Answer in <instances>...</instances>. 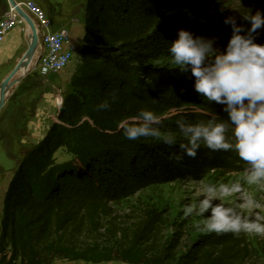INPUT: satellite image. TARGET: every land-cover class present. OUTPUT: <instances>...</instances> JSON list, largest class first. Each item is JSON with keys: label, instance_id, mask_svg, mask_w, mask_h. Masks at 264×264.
<instances>
[{"label": "trees", "instance_id": "trees-1", "mask_svg": "<svg viewBox=\"0 0 264 264\" xmlns=\"http://www.w3.org/2000/svg\"><path fill=\"white\" fill-rule=\"evenodd\" d=\"M177 1L88 0L71 93L57 121L25 154L9 184L0 264H246L250 247L244 232L205 235L188 252L179 253V239L158 247L163 220L157 211L145 210L138 224L127 226L111 209L127 195L130 184L133 190L137 184L199 181L237 160L235 152H212L204 146L195 158H169L180 152V143H187L176 121L205 122L206 117L194 111L211 103L194 90L190 70L170 66V42L180 29L215 35L209 18L190 7L203 0H184L188 10L162 17L164 5ZM252 1L264 10V0ZM105 100L110 108L98 110ZM141 109L159 110V116L179 110L174 123L152 125L176 134L177 143L168 146L156 137L126 139L119 125ZM61 148L69 149L77 161L55 167L54 155ZM84 238L89 241H81Z\"/></svg>", "mask_w": 264, "mask_h": 264}, {"label": "clouds", "instance_id": "clouds-1", "mask_svg": "<svg viewBox=\"0 0 264 264\" xmlns=\"http://www.w3.org/2000/svg\"><path fill=\"white\" fill-rule=\"evenodd\" d=\"M250 24L244 27L237 23L235 16H228L224 23L231 25L233 32L223 50L216 47L217 37L197 36L193 32L180 29L178 38L170 42L169 64L180 72L190 70L194 80V90L209 102L224 105L227 121L217 122L215 116L207 122L185 123L177 120L180 133L187 143H180V152L169 157L177 162L184 156L195 158L201 146L212 152L234 151L240 159L247 162L245 169L248 184L260 185L264 189V44L256 42L258 30L264 29V10H256L243 15ZM55 59V58H54ZM63 60L54 67L59 69ZM115 100V95L112 97ZM98 110L110 108L105 100L97 106ZM161 116L153 111L141 109L138 115L122 121L119 127L128 140L139 137H156L168 146L177 143L176 134L162 133L153 124H159ZM231 129L232 136L226 134ZM240 185L208 186L202 193L198 205H184L183 214L193 212L203 217L198 230L217 234L255 233L264 235V223L259 219L236 214L223 203L213 204L214 199L240 192ZM242 208H260L253 198H245ZM211 212L210 216L205 214Z\"/></svg>", "mask_w": 264, "mask_h": 264}, {"label": "rangeland", "instance_id": "rangeland-1", "mask_svg": "<svg viewBox=\"0 0 264 264\" xmlns=\"http://www.w3.org/2000/svg\"><path fill=\"white\" fill-rule=\"evenodd\" d=\"M23 1L35 3L42 9L46 18L49 20V13L45 7L38 4L34 0ZM70 1L74 2L78 0H56V2L63 5L64 8L66 5L73 4H70ZM242 1L244 0H203L195 5L191 4L190 6L191 8H195L199 15L209 18L208 24L210 25L211 31L215 34L213 37L218 38L216 47L221 50H223V48L227 45V42L231 38L233 32L231 25L224 23L226 17L235 16L237 23L247 28L250 27V24L243 19V15L250 12L254 14L256 10H262L256 6L255 2L252 0L248 1V5H245ZM184 2V0H178L177 2L166 3L161 11V16L165 17L178 10H188V5H185ZM81 3L87 5L88 1L81 0ZM9 7L10 6L8 5V9ZM56 8L59 12V6H56ZM160 19L162 20L161 17ZM79 20L81 24L80 26L84 29L82 30L85 31V16L80 17ZM74 22L76 23L77 21ZM35 23L38 26L37 21ZM258 32L259 35L256 38V42L264 44V29H260ZM72 38L75 41L73 36ZM40 44L41 42H39V45ZM81 48L82 46L80 45L73 63L69 68H67V71L73 73V75L80 61ZM36 68L37 67L35 66V69ZM128 74L129 70L125 72L123 78L127 77ZM52 76L54 77V75H51V77ZM55 76L58 77V75ZM138 83L140 82L134 81V85H137ZM157 91L159 92L160 88ZM154 107L156 108V106ZM224 107V105L211 102L197 108L194 112L204 115L206 117L205 122L213 116L216 117L217 122H223L228 119L227 113L223 110ZM153 112L158 115L160 111L153 110ZM178 113L179 110L177 109H169L166 112L164 111L163 114L160 115L161 122L166 124L174 123L179 116ZM226 135L228 137L232 136L231 129H229ZM91 149L93 148L91 147ZM236 156L237 160L231 162V168L225 170H212L203 180H178L169 183H150L143 186L137 184V187L134 186L133 190V184H130L127 195H124L121 201L111 204L114 216L119 218L118 220L120 223L127 224V226H129L135 223L138 224L143 217L145 210L153 209L157 211L161 214L163 220L160 226L162 234L159 236L158 247H166L168 241H171L172 239H179V253H186L201 239V237L215 232L210 233L199 231L197 226L200 225L203 217L197 216L195 212H193L191 216L185 217L183 214L184 205H198V201L202 198L204 189L210 185L217 188V195H219V186L221 184H227L229 187H232L233 185H240L241 191L234 192L229 196L214 199L213 204L223 203L225 207L233 208L236 214H241L254 220L259 219L261 223H264V189H262L260 185L247 183L245 169L249 168V165L247 162L240 159L238 155ZM54 159L55 167L64 166L68 163H74L77 161V158H75V156L67 148H61L58 150L54 155ZM14 166L15 163H13L10 167ZM245 198L255 199L260 203L261 207L253 209L242 208L241 204L244 202ZM210 215L211 212L209 211L205 214V217ZM246 235L248 237L250 247V257L246 261V264H264V235L258 236L255 233H246ZM87 240L89 241V239L84 238L81 241ZM55 262L56 264H73L72 262L64 260H56ZM103 264L123 263L111 262Z\"/></svg>", "mask_w": 264, "mask_h": 264}, {"label": "crops", "instance_id": "crops-1", "mask_svg": "<svg viewBox=\"0 0 264 264\" xmlns=\"http://www.w3.org/2000/svg\"><path fill=\"white\" fill-rule=\"evenodd\" d=\"M34 1L45 7L49 13L51 27L42 33L65 30L74 37L78 48L83 45L84 29L80 26L79 18L85 16L86 4L81 3V0L70 1V4H73L64 8L56 0ZM56 6H59V12ZM7 9V0H0V19ZM28 49L29 35L26 25H19L6 35L0 52V88ZM42 51L41 48L40 53ZM30 67L9 91L7 101L0 109V234L5 196L19 161L29 149L44 140L51 125L56 122L64 98L71 93L70 82L73 73L67 69L59 74L43 75L37 68L35 69V65ZM13 163L15 166L10 167Z\"/></svg>", "mask_w": 264, "mask_h": 264}, {"label": "built area", "instance_id": "built-area-1", "mask_svg": "<svg viewBox=\"0 0 264 264\" xmlns=\"http://www.w3.org/2000/svg\"><path fill=\"white\" fill-rule=\"evenodd\" d=\"M37 23L39 30V42L43 49L40 53L38 63L35 65L43 75L59 74L70 67L78 52V46L71 34L65 30L54 33H42L51 27L50 21L44 12L33 2L18 3ZM19 25H26V21L19 15L15 8L9 7L4 16L0 19V52L3 48L6 35ZM42 29V30H41ZM55 58V59H54ZM63 60L59 69L54 65Z\"/></svg>", "mask_w": 264, "mask_h": 264}, {"label": "water", "instance_id": "water-1", "mask_svg": "<svg viewBox=\"0 0 264 264\" xmlns=\"http://www.w3.org/2000/svg\"><path fill=\"white\" fill-rule=\"evenodd\" d=\"M7 2H8V5L10 7H13L16 9V11L19 13V15L26 22L29 21L31 23L32 29H33V37H32L33 40H32V43L29 45V49L26 52L23 59L20 61V63L17 65V67L11 73V75L4 81L3 85L0 88V93H1L0 109H2V107L4 106V104L8 98V96H5V93L7 91L9 92L14 87V85H16L21 79V78L15 79V76L17 75L18 71L20 70V68L23 66L24 63H27L28 60H30V58L33 56L35 50L37 49V47L39 45V34L37 33V31L35 29L32 18L19 7L18 3H16L15 0H7Z\"/></svg>", "mask_w": 264, "mask_h": 264}, {"label": "bare ground", "instance_id": "bare-ground-1", "mask_svg": "<svg viewBox=\"0 0 264 264\" xmlns=\"http://www.w3.org/2000/svg\"><path fill=\"white\" fill-rule=\"evenodd\" d=\"M17 3V2H16ZM33 20V19H32ZM35 29L37 31V33L39 34V28L37 26V24L35 23V21L33 20ZM27 28H28V35H29V45L32 43V37H33V29H32V25L29 21L26 22ZM40 56V45H38L37 49L35 50L33 56L30 58V60H28L27 63H24L23 66L20 68V70L18 71L17 75L15 76V79L17 78H22L23 75L25 74V72L27 70H29L31 67L30 65H36L38 59ZM9 92L7 91L5 93V96H8ZM0 99H1V93H0Z\"/></svg>", "mask_w": 264, "mask_h": 264}]
</instances>
